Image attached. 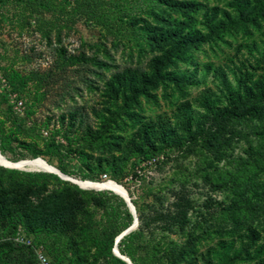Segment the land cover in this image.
<instances>
[{
  "label": "rangeland",
  "instance_id": "374dc122",
  "mask_svg": "<svg viewBox=\"0 0 264 264\" xmlns=\"http://www.w3.org/2000/svg\"><path fill=\"white\" fill-rule=\"evenodd\" d=\"M30 1L0 0L1 154L123 185L138 218L125 244H141V264L172 250L175 264H264V99H246L264 92L261 0H115L118 25L134 37L94 19L50 24ZM229 19L241 21L216 30ZM16 170L51 177L44 186L0 179V212L43 240L56 264H121L95 204L109 195L123 210L121 196Z\"/></svg>",
  "mask_w": 264,
  "mask_h": 264
},
{
  "label": "trees",
  "instance_id": "16d2710c",
  "mask_svg": "<svg viewBox=\"0 0 264 264\" xmlns=\"http://www.w3.org/2000/svg\"><path fill=\"white\" fill-rule=\"evenodd\" d=\"M115 0H76L74 6L69 10H63L59 7L55 0H32L29 3V7L31 9H37L40 5H44L45 9L50 13L52 19L48 22L50 24H54L58 21H64L65 23H75L76 19H94L101 23V25L105 28L107 33L114 34L115 32H126L129 36L134 37V35H140L139 32L129 29H124L120 25H118L117 20L118 17L121 16L122 11L120 8L115 7L114 2ZM159 2V1H158ZM262 5H264V0H261ZM240 6V3L238 4ZM241 8V7H240ZM145 12L150 15L152 12L150 10V6H146ZM240 14H243L242 8L240 9ZM256 15V14H255ZM240 20H228L227 22H218L216 25V30H223L227 27H233L239 24ZM150 32L146 35H142L144 41L149 43L151 41V37L149 36ZM165 55V54H164ZM165 60L168 59V55L166 54L164 57ZM157 62V61H156ZM155 71V77L158 78L159 72L157 71L156 65L153 66ZM246 99L252 100H263L264 99V92H261L256 95H248ZM238 103H242L241 100H238ZM237 102L235 103L234 107H236ZM225 113L234 114V108L230 110H225ZM1 137V131H0ZM0 152L3 153L0 145ZM25 155L23 153L18 154V158L13 159L16 161L18 159L24 158ZM51 175L47 173H31V172H21L13 168H7L0 165V179H3L7 182L16 183V184H27V185H37V186H44L47 182L48 178ZM90 179V178H89ZM96 194L101 195L102 192H97ZM112 196L104 195L96 200V206L102 209V222L104 226L103 234L108 237L109 244H108V253L111 256H115V260L119 261L121 264H127L125 261L118 258L116 255L113 254L112 249L114 246V240L117 235H119L122 231L128 228L132 223V215L130 214L126 203L124 200H121L118 204L122 206L124 209L119 210L118 206H114L111 202ZM18 227L23 228L27 235L31 236L32 238V245H25L22 243H18L14 241L13 236L16 233ZM13 229V235L10 237H2L0 238V253L2 255V260L5 264H36V255L34 251V247L37 245H43L47 254L49 255L53 264H56L51 257V251L47 247V245L40 240L36 236L30 235L26 230V226L20 222L15 216H8L0 212V233L5 230ZM54 233H58L61 237V241L66 245L67 249L71 247V240L63 238L64 231L63 230H55ZM131 232V231H130ZM130 232L124 235L120 241L118 242L117 246L121 254L130 258V260L134 264H141L136 258L135 253L141 248L140 243H130L126 245L127 236ZM149 251L146 250V255H151ZM57 253V248H56ZM156 253V252H154ZM152 252V255H155ZM179 252H175L172 250L169 256L166 258V261H161L160 258L156 257L152 259L148 264H175V257L178 256ZM58 260V262H61ZM169 261V262H168Z\"/></svg>",
  "mask_w": 264,
  "mask_h": 264
},
{
  "label": "bare ground",
  "instance_id": "6f19581e",
  "mask_svg": "<svg viewBox=\"0 0 264 264\" xmlns=\"http://www.w3.org/2000/svg\"><path fill=\"white\" fill-rule=\"evenodd\" d=\"M0 163L7 168L26 169V170H45L58 174L60 177L67 179L68 175L59 172L58 168L50 165L47 161L41 157L32 159H24L19 161H11L7 159L0 152ZM73 182L84 188L102 189L107 188L118 194L122 198L126 197L127 190L125 187L114 180H107L106 182H96L88 179H73Z\"/></svg>",
  "mask_w": 264,
  "mask_h": 264
},
{
  "label": "water",
  "instance_id": "95a60500",
  "mask_svg": "<svg viewBox=\"0 0 264 264\" xmlns=\"http://www.w3.org/2000/svg\"><path fill=\"white\" fill-rule=\"evenodd\" d=\"M0 165H1V166H4V165H2L1 163H0ZM4 167H6V166H4ZM58 170H59V169H58ZM59 172H61V171L59 170ZM61 173H62V172H61ZM67 179H69L70 181L73 182V178H72V177L68 176ZM78 186H79L80 188H84V187H82V186H80V185H78ZM123 200H124V202L126 203V206H127L128 210H129L130 214L132 215L133 220H132L131 225H130L128 228H126L124 231H122L119 235L116 236V238H115V240H114V246H113L112 252H113V254L116 255L118 258H120L121 260L125 261L127 264H134V263L130 260L129 257H127V256H125V255H123V254L120 253V251H119V249H118V246H117V244H118V242L120 241V239H121L124 235H126V234H128L130 231H132V230L137 226V223H138V218H137V215H136L135 207H134V205H133V203H132V201H131V199H130L128 193H127L126 197L123 198Z\"/></svg>",
  "mask_w": 264,
  "mask_h": 264
},
{
  "label": "built area",
  "instance_id": "2783aa9c",
  "mask_svg": "<svg viewBox=\"0 0 264 264\" xmlns=\"http://www.w3.org/2000/svg\"><path fill=\"white\" fill-rule=\"evenodd\" d=\"M102 177L105 180H108V177L105 174ZM13 239L18 243L30 246L32 245L31 236L27 235L21 227H18L16 233L13 236ZM34 251L36 255V264H53L43 245L40 244L35 246Z\"/></svg>",
  "mask_w": 264,
  "mask_h": 264
}]
</instances>
